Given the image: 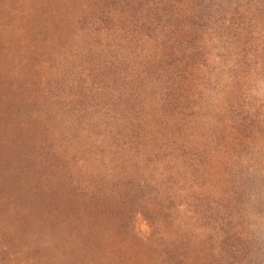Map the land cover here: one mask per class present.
Masks as SVG:
<instances>
[{"label": "rangeland", "instance_id": "obj_1", "mask_svg": "<svg viewBox=\"0 0 264 264\" xmlns=\"http://www.w3.org/2000/svg\"><path fill=\"white\" fill-rule=\"evenodd\" d=\"M0 264H264V0H0Z\"/></svg>", "mask_w": 264, "mask_h": 264}, {"label": "trees", "instance_id": "obj_2", "mask_svg": "<svg viewBox=\"0 0 264 264\" xmlns=\"http://www.w3.org/2000/svg\"><path fill=\"white\" fill-rule=\"evenodd\" d=\"M120 193H121L120 189H115L113 191V194H112L113 199L115 200L119 196ZM142 212H144V211H142ZM148 233H153V235H155L156 234V230H154V229L149 227Z\"/></svg>", "mask_w": 264, "mask_h": 264}]
</instances>
